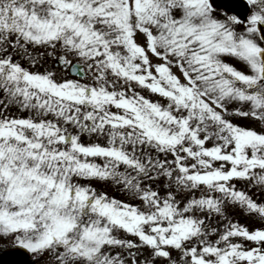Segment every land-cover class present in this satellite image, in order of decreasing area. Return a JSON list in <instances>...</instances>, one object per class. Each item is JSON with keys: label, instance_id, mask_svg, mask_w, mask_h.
Listing matches in <instances>:
<instances>
[{"label": "snow or ice", "instance_id": "1", "mask_svg": "<svg viewBox=\"0 0 264 264\" xmlns=\"http://www.w3.org/2000/svg\"><path fill=\"white\" fill-rule=\"evenodd\" d=\"M0 264H264V0H0Z\"/></svg>", "mask_w": 264, "mask_h": 264}]
</instances>
